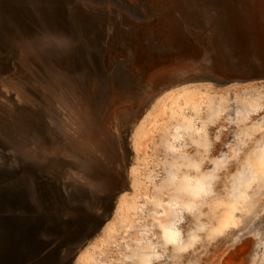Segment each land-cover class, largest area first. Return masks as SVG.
Listing matches in <instances>:
<instances>
[{"label": "water", "instance_id": "obj_1", "mask_svg": "<svg viewBox=\"0 0 264 264\" xmlns=\"http://www.w3.org/2000/svg\"><path fill=\"white\" fill-rule=\"evenodd\" d=\"M113 2L121 13L108 8L100 21L84 9L72 12L66 0H1L0 55L9 58L11 34L63 42L54 64L65 77L77 75L95 115L115 99L126 106L121 149L127 157L131 124L163 89L264 82V0ZM22 117H28L30 135L44 136L31 113ZM24 153L0 142V264H74L111 218L127 187L118 185L127 167L113 183L94 175L99 187L92 190L65 182L60 156L36 160Z\"/></svg>", "mask_w": 264, "mask_h": 264}, {"label": "rangeland", "instance_id": "obj_2", "mask_svg": "<svg viewBox=\"0 0 264 264\" xmlns=\"http://www.w3.org/2000/svg\"><path fill=\"white\" fill-rule=\"evenodd\" d=\"M82 1L72 0L73 6ZM193 91V98L181 100ZM63 115L71 126L70 115ZM216 119L222 125L212 138L208 128ZM130 127L127 187L101 233L74 264H264V82L171 86ZM199 181H208L204 201L188 203L184 193L177 194ZM173 202L185 214L175 231L178 244L168 245L164 234ZM230 228L237 231L217 244L209 242L214 233Z\"/></svg>", "mask_w": 264, "mask_h": 264}, {"label": "bare ground", "instance_id": "obj_3", "mask_svg": "<svg viewBox=\"0 0 264 264\" xmlns=\"http://www.w3.org/2000/svg\"><path fill=\"white\" fill-rule=\"evenodd\" d=\"M66 2L72 12L84 9L89 14L95 15V19L100 21L103 20L100 15L108 8L118 15L121 13L118 12L119 10L115 11L117 6L114 5L113 0H83L82 4H76L79 8L73 6L72 0H66ZM3 34L4 32L0 30V43H2ZM7 37V43L12 48V52L10 51L9 58L4 60L0 55V142L15 143V148L24 151L29 157L34 156L31 158L36 160H38L39 154L49 159L55 155L60 156L61 164L64 165L62 167L66 178L65 182L73 184L72 187L75 183L84 185L88 189L97 190L95 187L98 186L96 184L98 180L94 178V175L106 177L107 181L111 183L116 182L118 177L121 178L122 171L125 166H128L131 159L121 149L123 148L121 145H124L122 126L127 124L129 119L126 106L120 100L115 99L109 105V110L106 105L99 114L100 116H96L90 106V98L86 95L85 89L75 80L72 81L68 78V71H66L67 77H65L62 66L54 64L59 59L56 55L57 48L63 43L56 40L55 37L28 38L23 34H11ZM174 63V61H168L167 65H172V69L175 70ZM86 88L87 92H91V94L94 92V88L89 82H86ZM36 94L43 98L42 101L45 98L49 102L48 105H45V102L42 103ZM77 106L80 107L82 113L76 110ZM15 109L23 112L22 116L31 113L33 125L35 128L39 127L36 129L41 132L40 135L43 133L44 136L30 135L28 127H26L28 117L25 119L22 116L18 117L19 112ZM62 114L70 115L68 117L71 126L65 125ZM17 124L24 126L17 130ZM242 179L244 180V177ZM201 182L193 187H190L193 184L191 183L183 189L185 191L179 189L180 193L178 191L177 194L183 195L184 193L189 198L188 203L198 200L201 202L206 198V190L209 189L207 188L208 181ZM126 183L127 180L122 178L118 185L123 188ZM168 184L171 185V181L168 180ZM236 186L240 191L244 190L239 182ZM176 197L178 198V196ZM173 203V216L169 221V229L167 228L168 231L164 234V242L168 245L178 244L180 235L176 233V230L182 225L181 219L185 214V210L181 209L179 204ZM182 205H186V202ZM228 216L229 212L225 217H222L223 220L226 221ZM191 239L192 235L188 242Z\"/></svg>", "mask_w": 264, "mask_h": 264}, {"label": "flooded vegetation", "instance_id": "obj_4", "mask_svg": "<svg viewBox=\"0 0 264 264\" xmlns=\"http://www.w3.org/2000/svg\"><path fill=\"white\" fill-rule=\"evenodd\" d=\"M194 92H195V91L185 93V94L182 96L181 100H182L183 98H184V99H190V98H193V96H195V93H194ZM212 101H213L214 104H215V102H216L217 100L214 101V100L212 99ZM232 106H233V105H232ZM221 125H222V123H221V121L218 120V119H216L215 122H214L213 124H210L208 130L211 131V133H212V138H214L213 136L217 133L215 130H216L217 128H219ZM229 129H230V128H229ZM221 132H222V131H221ZM223 132H224V131H223ZM232 231H233V232H236L237 230H236L235 228H230L229 230H226V231H224L223 233H220V234H218V233H214V234L212 235L211 239L209 240V242H211L212 245L217 244V243H219V242H220L225 236H228L229 233H231ZM194 246H196V248H199V247H200V245H199L198 243H195ZM192 251H193V250H192ZM192 251H190V252H192ZM188 253H189V252H188ZM188 253H186V254H184V255H182V256H186Z\"/></svg>", "mask_w": 264, "mask_h": 264}]
</instances>
